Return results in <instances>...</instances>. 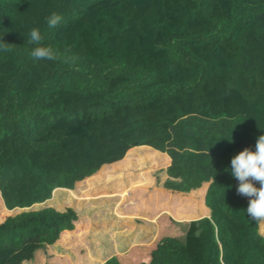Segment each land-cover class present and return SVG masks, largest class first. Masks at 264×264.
Listing matches in <instances>:
<instances>
[{
  "label": "trees",
  "instance_id": "1",
  "mask_svg": "<svg viewBox=\"0 0 264 264\" xmlns=\"http://www.w3.org/2000/svg\"><path fill=\"white\" fill-rule=\"evenodd\" d=\"M2 40L0 264H264L230 174L264 135V0H0Z\"/></svg>",
  "mask_w": 264,
  "mask_h": 264
},
{
  "label": "clouds",
  "instance_id": "2",
  "mask_svg": "<svg viewBox=\"0 0 264 264\" xmlns=\"http://www.w3.org/2000/svg\"><path fill=\"white\" fill-rule=\"evenodd\" d=\"M61 21L60 14L52 13L47 18L48 28H56ZM42 41L41 32L33 28L29 33L28 43L37 45L31 52L34 60L55 61L61 58L51 47L41 46ZM12 45L2 40L0 51L11 52ZM228 140L232 142V137ZM230 174L238 181L237 195L249 199L247 217L255 222L259 229L258 235L264 238V135L256 139L255 151L246 147L231 159ZM257 183L259 187L256 186Z\"/></svg>",
  "mask_w": 264,
  "mask_h": 264
},
{
  "label": "rangeland",
  "instance_id": "3",
  "mask_svg": "<svg viewBox=\"0 0 264 264\" xmlns=\"http://www.w3.org/2000/svg\"><path fill=\"white\" fill-rule=\"evenodd\" d=\"M121 195V198H122V196H123V193L122 194H120ZM117 204H118V202H117ZM116 204V205H117ZM115 205V206H116ZM150 222H152V221H150ZM149 223V222H148ZM153 223V222H152ZM152 223H150V224H152ZM154 224V223H153ZM105 226V228H106V226L107 225H105V224H101V225H99L98 224V227L96 226L93 230H91V233L94 235V236H98L99 235V233L97 232L98 230H104V231H106L107 232V230L105 229V228H101V227H104ZM132 231V230H131ZM149 242L151 241V238L148 240ZM148 242V243H149Z\"/></svg>",
  "mask_w": 264,
  "mask_h": 264
}]
</instances>
